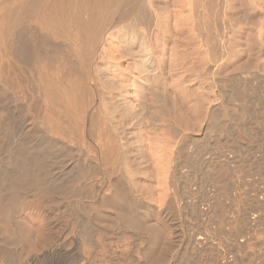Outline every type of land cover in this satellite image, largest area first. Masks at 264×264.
Instances as JSON below:
<instances>
[{
  "label": "rangeland",
  "instance_id": "374dc122",
  "mask_svg": "<svg viewBox=\"0 0 264 264\" xmlns=\"http://www.w3.org/2000/svg\"><path fill=\"white\" fill-rule=\"evenodd\" d=\"M219 1L214 2L215 22L209 31L217 42L208 47L194 27L200 9L195 14L182 6V0H151L153 10L146 7L117 26V31L108 32L111 36L106 34L99 52L106 117L127 146L124 162L129 164L124 167L133 180L135 195L141 206L153 208L154 213L141 221L138 215L123 210L125 216L121 217L113 202L98 199L96 205L102 213L93 218L96 225L92 229L91 204L86 198L87 156L77 154L78 147L57 141L59 145H53L56 152H44L34 159L52 171L55 179L66 182L70 178L73 186L65 196L45 194L43 187L16 201L13 219L19 229L14 234L0 231V240L15 238L21 245L1 248L0 264H223L224 253L235 259L231 264H264V213L253 208L264 200V10L254 5L255 0ZM186 16L195 20L187 18L188 25L194 22L191 33L186 31ZM213 44L215 50L210 53ZM145 50L150 51V68L141 61ZM122 53L125 58L120 57ZM123 68L127 76L138 78V87L129 86L125 102L123 94L113 89ZM34 90L30 85L25 92L26 102L30 96L29 103L34 99L32 105L37 107L27 116L25 132L30 147L39 149L50 138L37 125L40 100ZM160 91L166 92L168 101ZM240 92L248 101L235 98ZM124 106L127 112L134 106L133 116L126 122L121 113ZM173 107L183 118L182 125L179 116L176 125L175 115L169 114ZM147 141L153 142V149ZM166 145L174 147L170 157ZM177 152H183L181 159ZM188 219L199 223L198 227L188 231ZM242 221L247 222L245 226ZM84 224L91 227L92 246L81 245ZM139 224L138 231L132 228ZM204 235L207 239L201 242L206 248H197ZM166 248H172L168 255Z\"/></svg>",
  "mask_w": 264,
  "mask_h": 264
},
{
  "label": "bare ground",
  "instance_id": "6f19581e",
  "mask_svg": "<svg viewBox=\"0 0 264 264\" xmlns=\"http://www.w3.org/2000/svg\"><path fill=\"white\" fill-rule=\"evenodd\" d=\"M215 1L218 2L219 0H182V6H187V9L190 8L191 13L193 11V13L196 14L200 9L199 12H201V14L198 13V17H195L196 15L193 14L195 18H198L196 19V26L193 24V21H195L193 20L194 17H188H191L189 18L190 21L193 20L190 22V25L192 24L196 28L195 30L200 33L199 35L205 39L207 47L214 40L212 39V33L210 34L209 31L211 30V22L214 21L213 12H215ZM219 2H221V0ZM254 5L264 10V0H255ZM146 7L153 10L151 0H0V231L13 232L11 234L18 231V223L16 219H13L15 204L19 198H23V196H26L29 192L35 189L38 190L37 188L45 187V194H59L58 196H60V194L63 196L69 194V189L73 186L72 181L68 180L70 178H67L66 182L64 179H57V176L55 179V175L52 171L40 164H36V160L34 159L37 155L41 153L44 154V152L49 154L51 153L50 151L56 152L54 148H56V145H59L57 141L66 143L73 149H77L78 147L77 152L76 150L75 152L77 154L83 153L84 156L85 154L87 156L86 186L89 189L86 188L88 189L87 191L89 193L87 194H89V196L87 195L86 198H88V202L91 204L90 208L93 217L90 218L92 220H89L91 224H88L89 226L92 225V229H94L93 227L96 225L94 224L93 218L96 219V216L99 217V213H102V209L98 210V205H96L98 199L104 198V200L107 199L113 202L117 208L116 210H118L117 215L121 217L125 216L122 212L123 210L138 215L141 221L154 213L153 208L140 205L135 195L133 180H131L130 174L127 172L128 169H125L129 164L128 162V164H125L127 146L125 147L122 140L123 138H121L122 136L117 133L113 128L114 126H111V123H109L106 117L105 103L103 102L104 100H102L104 91H102L101 88L100 69L98 67L99 62L102 61L99 52L102 45H104L103 40L105 41L104 37H106V34L113 29V31H115L117 26L120 27L122 24L128 22V20L132 18L131 16L141 12L140 10H146ZM188 17L186 16V22L188 21ZM188 24L189 21L187 22L188 28H186V31H189L188 33L195 31L194 27L192 26L191 28ZM121 30L123 31V28H121ZM113 31H111V33H113ZM110 34H107V36ZM193 41H195V39H193L192 42ZM205 42L203 43L205 44ZM214 42L216 43L217 41H213V43ZM262 43L264 42L262 41ZM212 46H214V44L210 46L209 51L211 49L215 50V47L211 48ZM145 48L147 47L145 46ZM213 50L212 52H214ZM139 52L141 53V51ZM146 52L147 54L148 52L150 53L149 50ZM215 52H217V50ZM142 53L144 54V52ZM123 54L124 56H122ZM133 54L135 55L136 53ZM143 54H140V56L143 57ZM147 54H145V58L143 57L144 59L142 58L141 61H143L145 67L150 68L152 63L150 62V58H148L149 54L146 56ZM214 54H212V56H214ZM120 57L125 58V53H122ZM133 57L135 56H132V58ZM136 57L134 58L135 60ZM124 63L125 60H123L122 64L124 65ZM142 65L140 64L139 66ZM144 70L146 69L143 68V71ZM125 71L126 69L123 68L122 74L119 76L117 84H115L117 86L113 88L114 90L117 88V90L123 94L122 97L124 102L126 101V95H130L129 86L132 85L133 87L136 84L135 87H138V78H134L135 76H127ZM158 72L160 71L158 70ZM141 75L145 74L141 73ZM152 75L154 74H151V77ZM147 76L149 79V74H147ZM147 76H144L146 80ZM151 79L153 80V78ZM164 82L163 80L162 84ZM158 83L160 85V82ZM30 85L35 87V94L40 100V111H38L41 114V116L39 115L40 123L38 122L39 124H36L40 125V129L50 138L47 145L44 144L45 146L42 145L39 149L30 147L27 143L25 132V121L29 118L28 114L30 113L31 116L30 111L33 109L32 107L37 108L33 106L34 103L32 105L34 99L29 103L30 96L29 101L26 102L27 98L25 97V92ZM158 93L163 99L168 101L165 91H160ZM234 96L241 102L248 101L246 94L241 92ZM134 98L135 97L131 99ZM170 104L172 103L170 102ZM131 107V112H127L125 106L123 112H121L124 122H126V118L133 116L134 106ZM175 108L176 107L170 109L169 114H173L175 117L179 116L181 120L176 117V125H178L177 122L179 121V124L182 125L181 122L183 118L180 117L178 109ZM36 110L37 109H35V111ZM181 125H179V127ZM176 130L180 131L178 129ZM47 136L46 138H48ZM150 140H152V138ZM151 142L152 141H149L148 143L152 146L153 142ZM148 143L145 144L148 146ZM182 143L184 142L182 141ZM53 145L55 146L53 147ZM170 146H165L169 149V152H167L169 153V157L170 151H172L170 149L174 148ZM153 147L154 146L150 148L153 149ZM57 149L58 148H56V150ZM59 150L61 152V149ZM180 153H178L179 159H181L183 152ZM173 154L171 153V156ZM176 155L177 154H175V156ZM183 161L187 164L189 162L187 159H183ZM124 164L126 167H124ZM164 172L163 170L162 173L164 174ZM163 177H166L165 174ZM164 179L162 178V180ZM113 181L115 185L112 184ZM160 182L163 184L165 180L164 182L160 180ZM122 192H125L124 195L126 196H123ZM76 196L78 197L80 194L78 193ZM257 202L254 203L255 205L253 204V208L256 206V208L258 207L260 211L264 213V200L261 203ZM197 219L199 218L197 217ZM245 219L244 217V220ZM193 221L195 222V220H190L189 222L188 219L185 226L188 231H190L192 227H198L199 223L197 224ZM243 223H241V225ZM81 224L82 223H80V225ZM86 225L84 227L86 230L84 229V239H81V245L92 246L93 239L91 238L93 236L89 237L90 231L88 230L89 227ZM141 226L142 224H139L132 228L138 231ZM243 227L241 228L243 229ZM239 228H237V230ZM233 230L237 231L236 228ZM241 231L240 229V233ZM205 239H207L206 235H204V237H199L198 240L200 241L196 247H203V245H206L205 242H201ZM8 244L21 245L19 239L2 237L0 240V249ZM187 246L189 247V245ZM188 247H186L185 251ZM205 248L203 247V249ZM195 249L194 247V250ZM171 252L172 248L165 249L167 255ZM225 254L226 253L223 254L225 258L221 256L222 260L225 259V261H223L225 264L235 263V259L232 261L231 257ZM262 257L263 259H261V261H264V256ZM262 257L260 256V258ZM5 258L1 259V262L5 261ZM257 258L259 257H256V259ZM258 260H256V262ZM238 261L240 260L238 259ZM249 264L251 263L249 262ZM260 264H263V262H260Z\"/></svg>",
  "mask_w": 264,
  "mask_h": 264
}]
</instances>
